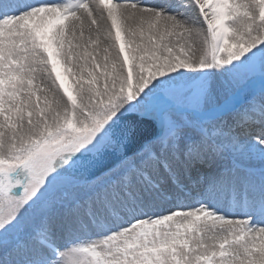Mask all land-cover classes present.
<instances>
[{
  "label": "snow or ice",
  "instance_id": "1",
  "mask_svg": "<svg viewBox=\"0 0 264 264\" xmlns=\"http://www.w3.org/2000/svg\"><path fill=\"white\" fill-rule=\"evenodd\" d=\"M257 77L243 123L264 0H0V264H264V129L224 119ZM225 140L258 175L178 181Z\"/></svg>",
  "mask_w": 264,
  "mask_h": 264
},
{
  "label": "bare ground",
  "instance_id": "2",
  "mask_svg": "<svg viewBox=\"0 0 264 264\" xmlns=\"http://www.w3.org/2000/svg\"><path fill=\"white\" fill-rule=\"evenodd\" d=\"M148 2L149 3H159V2H163V0H148ZM190 11H192V10L190 9ZM193 15H194V13H193ZM258 80L254 81L248 88L239 91L237 94L241 95V96H244V98H246V99L251 98L253 84H256V82ZM243 110L244 109L241 108L236 113L231 114V115L227 114L224 117V119L227 122V124L225 126V131H227L228 128H233L239 133H241V132H244L246 134L249 133L250 137H246V135H244L243 137H240V138L238 137V140L240 142H247V141H251V140L253 141V140H255V138L258 137V133L262 129H264V124L261 123L260 117H258L255 120V117H257V114H255L252 117L251 122L243 123L240 120V115H239ZM231 117H232V119H229ZM251 134H253V135H251ZM239 157L240 158L235 163V165H237L238 168H241V167H244V164H245V162L247 163V161H244L246 159L245 156H242V155L239 154ZM250 157H248V160L251 161L252 164L254 165L252 167L255 168V171L256 170H260L262 165L260 164L258 157L255 156L254 154L251 155ZM221 160H222V156L219 153L218 155H213V156L209 155V156L205 157V159L203 161H201V162H196V163H193V164H190V165H187L186 167H184L183 169H184V173L185 174H193V173H190L191 171L193 172L192 166H197L198 168H200L202 170V173L200 175L198 174V176L196 175L195 178L194 177L191 178V179H194V180H192V181L190 180L191 181L190 186L191 187H197V186L203 184L205 181L214 178L215 175L210 174L209 170H208L209 168L206 169L205 166H207V165H209L211 163H214V162H219L220 163ZM232 163H234V162H232ZM231 167H232V165H231Z\"/></svg>",
  "mask_w": 264,
  "mask_h": 264
},
{
  "label": "rangeland",
  "instance_id": "3",
  "mask_svg": "<svg viewBox=\"0 0 264 264\" xmlns=\"http://www.w3.org/2000/svg\"><path fill=\"white\" fill-rule=\"evenodd\" d=\"M193 11V10H192ZM193 13H194V15H196L197 13L195 12V11H193ZM69 79H71V78H69ZM259 78L257 77L256 79H255V81L256 80H258ZM256 99L258 100L259 99V95L256 97ZM248 107V105L247 106H245V107H243V109H245V108H247ZM256 114H257V117H255V120L258 118V117H260L259 116V111H257L256 112ZM229 119H232V117L231 118H229ZM233 129V128H232ZM234 130V134H235V136L237 137V139H238V137L240 138V137H243L244 135H246V137H250V134L248 133V134H246V133H244V132H241V133H239V132H237L235 129H233ZM227 132V131H226ZM251 135H253V134H251ZM256 139V138H255ZM252 141V140H251ZM223 144H224V147H222V149H221V152H220V155L222 156V160H221V162L219 163V162H214V163H211V164H209V165H207V166H205V168L206 169H208L209 170V173L210 174H212V175H215V177L220 173V172H222L223 170H224V168L225 167H231V165H233V163H231V162H234V163H236L237 161H238V159L240 158L239 157V154L237 153V154H233L232 153V151H231V149L228 147V141H224L223 142ZM218 155V154H217ZM251 155H253V154H251V153H249L248 155H246L245 156V160L244 161H247V163L245 162V167H249L250 169H254V171H255V168H253L252 166H254L253 164H252V162L251 161H249L248 160V157H250ZM211 156V155H210ZM213 156V155H212ZM251 158V157H250ZM243 161V162H244ZM244 164V163H243ZM192 169H193V172L191 171L190 173H193V174H185L184 173V169L182 168L180 171H179V174H178V177H177V179H178V181L182 184V185H188V186H190V183H191V181L192 180H194V179H191V178H195L196 177V175L198 176V174L200 175L201 173H202V170L200 169V168H198L197 166H192ZM243 170H245L244 169V167H242V168H238L237 167V169H236V171H237V174H242V171ZM256 172V174L258 175L259 174V170H256L255 171ZM195 173V174H194ZM182 175V176H181ZM81 179H83V178H81ZM83 180H85V179H83ZM191 180V181H190ZM191 187V186H190Z\"/></svg>",
  "mask_w": 264,
  "mask_h": 264
},
{
  "label": "water",
  "instance_id": "4",
  "mask_svg": "<svg viewBox=\"0 0 264 264\" xmlns=\"http://www.w3.org/2000/svg\"><path fill=\"white\" fill-rule=\"evenodd\" d=\"M152 133L151 125L147 122L141 123L137 126L136 134H135V146L138 147L145 139L149 138ZM85 180H92L94 177L91 173H84L82 175Z\"/></svg>",
  "mask_w": 264,
  "mask_h": 264
}]
</instances>
